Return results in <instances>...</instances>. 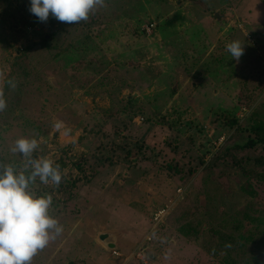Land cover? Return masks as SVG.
I'll list each match as a JSON object with an SVG mask.
<instances>
[{
	"label": "rangeland",
	"instance_id": "rangeland-1",
	"mask_svg": "<svg viewBox=\"0 0 264 264\" xmlns=\"http://www.w3.org/2000/svg\"><path fill=\"white\" fill-rule=\"evenodd\" d=\"M29 8L0 0V163L25 170L11 148L36 138L62 180L31 189L63 226L31 264H264V0Z\"/></svg>",
	"mask_w": 264,
	"mask_h": 264
},
{
	"label": "clouds",
	"instance_id": "clouds-1",
	"mask_svg": "<svg viewBox=\"0 0 264 264\" xmlns=\"http://www.w3.org/2000/svg\"><path fill=\"white\" fill-rule=\"evenodd\" d=\"M102 7L105 0H30L29 11L40 22H47L51 14L58 21L71 24L86 21L93 9ZM225 47L236 61L244 54V44L239 40ZM7 85L15 89L17 82L9 79ZM6 107L5 94L0 89V111ZM54 126L59 128L60 124ZM38 146L36 138L21 137L11 148L25 159V170L17 171L11 164L0 163V264H31L37 252L63 232V226L50 215L52 196H38L31 189L37 178L42 184L51 182L56 186L62 180L59 164L34 157Z\"/></svg>",
	"mask_w": 264,
	"mask_h": 264
},
{
	"label": "trees",
	"instance_id": "trees-1",
	"mask_svg": "<svg viewBox=\"0 0 264 264\" xmlns=\"http://www.w3.org/2000/svg\"><path fill=\"white\" fill-rule=\"evenodd\" d=\"M246 146L253 152L259 147L264 148V125L257 124L251 127ZM121 149H123V147H121ZM255 173L264 177V173H259L258 171ZM259 180L264 181V178H260Z\"/></svg>",
	"mask_w": 264,
	"mask_h": 264
},
{
	"label": "water",
	"instance_id": "water-1",
	"mask_svg": "<svg viewBox=\"0 0 264 264\" xmlns=\"http://www.w3.org/2000/svg\"><path fill=\"white\" fill-rule=\"evenodd\" d=\"M110 238V235L108 234H103L100 236L101 241H103L104 243H106V245L108 246L109 249H115L117 247L116 244L114 243H107V240Z\"/></svg>",
	"mask_w": 264,
	"mask_h": 264
},
{
	"label": "built area",
	"instance_id": "built-area-1",
	"mask_svg": "<svg viewBox=\"0 0 264 264\" xmlns=\"http://www.w3.org/2000/svg\"><path fill=\"white\" fill-rule=\"evenodd\" d=\"M115 254H117V253H115Z\"/></svg>",
	"mask_w": 264,
	"mask_h": 264
},
{
	"label": "crops",
	"instance_id": "crops-1",
	"mask_svg": "<svg viewBox=\"0 0 264 264\" xmlns=\"http://www.w3.org/2000/svg\"><path fill=\"white\" fill-rule=\"evenodd\" d=\"M115 244V243H114Z\"/></svg>",
	"mask_w": 264,
	"mask_h": 264
}]
</instances>
